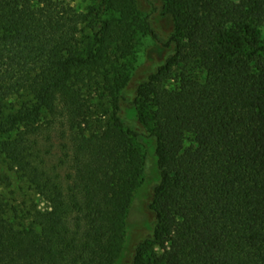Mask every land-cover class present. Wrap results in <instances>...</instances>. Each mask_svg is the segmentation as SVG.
<instances>
[{"label": "trees", "instance_id": "obj_1", "mask_svg": "<svg viewBox=\"0 0 264 264\" xmlns=\"http://www.w3.org/2000/svg\"><path fill=\"white\" fill-rule=\"evenodd\" d=\"M75 1L0 0V164L47 204H16L0 177V264H118L144 137L155 224L131 264H264V0H165L169 37L143 30L171 54L131 99L137 0ZM52 134L66 151L49 168Z\"/></svg>", "mask_w": 264, "mask_h": 264}, {"label": "rangeland", "instance_id": "obj_2", "mask_svg": "<svg viewBox=\"0 0 264 264\" xmlns=\"http://www.w3.org/2000/svg\"><path fill=\"white\" fill-rule=\"evenodd\" d=\"M70 2L71 0H64ZM148 1L153 3L156 11L152 13V7ZM137 22L140 24L134 34L133 54L122 61L123 80L126 81L124 93L131 99L138 83L144 81L146 77L163 63L165 58L171 54V50L163 49L144 28L145 18L149 16L152 28L160 38L166 39L172 32V21L163 15V5L165 0H137ZM75 6L84 10L89 5L88 0L75 1ZM92 112L96 120L105 119L106 112H109V104L101 91L92 96ZM122 114L130 126L142 135H147L150 126L143 125L137 109L129 105L122 106ZM106 120V119H105ZM51 142L46 149L48 156L45 162L49 168L55 166L58 158L65 153V146L56 134L51 135ZM132 145L140 150L143 156L142 174L137 189L134 191L127 217L125 236L123 241L122 255L118 264H131L134 249L137 244L150 238L155 224L154 215L149 210L152 201L154 186L159 181L158 172L155 165L154 144L152 139L142 138L141 141L133 140ZM0 177L3 178V192L12 198L16 204L22 206L35 205L39 210L47 208L46 202L40 198L25 182L16 178L0 164Z\"/></svg>", "mask_w": 264, "mask_h": 264}]
</instances>
